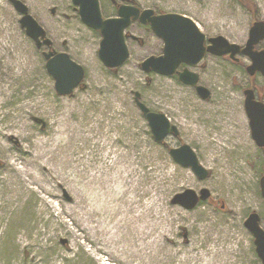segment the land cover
Wrapping results in <instances>:
<instances>
[{
	"label": "rangeland",
	"instance_id": "obj_1",
	"mask_svg": "<svg viewBox=\"0 0 264 264\" xmlns=\"http://www.w3.org/2000/svg\"><path fill=\"white\" fill-rule=\"evenodd\" d=\"M20 1L46 29L54 50L69 54L84 68L85 77L71 96L59 95L46 68L47 46H36L21 26L13 2L3 0L0 113L5 126L25 128L28 137L0 133L7 148L0 151V264H183L187 255L207 253L214 246L217 252L208 264H261L253 235L245 226L248 215L257 212L264 228L260 186L264 148L252 137L244 94L253 88L264 101V75L250 76L251 59L238 55L235 62L208 54L199 66H187L210 90L206 100L177 74L143 71L141 63L151 54L159 55L164 46L147 26L136 22L127 29L138 40L127 38L130 58L113 72L99 57L100 33L82 22L71 0ZM135 1L143 9L187 15L207 37L223 36L242 47L253 23L264 21V0ZM100 4L105 17L115 16L111 0ZM256 49L264 50V39ZM135 92L152 111L162 112L178 127L180 136H168L166 142L174 148L191 146L209 171L207 178L199 179L172 158L168 147L155 141ZM99 117L102 123L95 126ZM225 119L244 137L242 148L233 144L240 134H228L224 143L230 148H223L229 176L227 169L223 173L214 164L206 167L214 135L224 137L220 128ZM106 125L115 128L123 152L117 167L104 171L98 168L102 162L93 168L73 164L77 135L104 138ZM197 129L203 132L197 134ZM144 149L147 157L139 155ZM8 155L17 159L13 169L8 167ZM43 155L50 158V165L38 169ZM132 157L140 165L125 179ZM170 175L173 182L163 179ZM23 177L51 188L53 195L45 202L42 194L24 191ZM186 189L197 193L207 189L210 197L191 210L172 204V198ZM166 234L176 239L175 245L167 242ZM202 235L205 238L197 244Z\"/></svg>",
	"mask_w": 264,
	"mask_h": 264
},
{
	"label": "water",
	"instance_id": "obj_2",
	"mask_svg": "<svg viewBox=\"0 0 264 264\" xmlns=\"http://www.w3.org/2000/svg\"><path fill=\"white\" fill-rule=\"evenodd\" d=\"M11 1L21 14L20 24L27 35L38 48L42 45L48 47V52H43V55L47 61V71L55 79L57 93L71 96L74 89L82 84L85 77L84 68L69 54L54 50L53 42L48 37L46 29L30 14L25 3L20 0ZM71 1L82 22L102 36L99 57L114 72H117L130 57L125 30L133 22L138 21L145 25L149 24L152 31L164 41L163 54L146 58L141 64L142 69L147 73L154 71L165 76L177 74L181 82L195 87L203 99L210 98V90L199 84V74L196 72L189 68L179 71L182 64L195 67L209 53L216 56L229 55L235 60H237V55L243 54L252 61V64L247 67L250 76L256 75L257 72L264 75V50L256 49L259 42L264 39V21L253 23L249 39L242 47L231 43L223 36L207 37L199 25L184 14L156 13L153 9H141L137 5L122 4L118 10V16L106 18L102 14L99 0ZM244 93L246 96L245 109L250 121L252 137L259 147L264 148V101L256 97L252 88L246 89ZM135 102L148 120L155 141L168 147L172 158L181 166L190 168L199 179L207 178L209 171L201 165L191 146L184 143L174 148L166 142L168 136H180L178 127L172 124L165 114L154 112L143 103L139 92H135ZM260 186L264 197V174L261 176ZM209 197L210 192L207 189H202L199 194L194 190L186 189L176 194L171 203L191 210L200 201L207 200ZM245 226L254 236L256 251L264 264V229L261 226L260 215L252 212L246 219Z\"/></svg>",
	"mask_w": 264,
	"mask_h": 264
},
{
	"label": "bare ground",
	"instance_id": "obj_3",
	"mask_svg": "<svg viewBox=\"0 0 264 264\" xmlns=\"http://www.w3.org/2000/svg\"><path fill=\"white\" fill-rule=\"evenodd\" d=\"M3 10V0H0V13ZM230 96V95H229ZM90 102V101H89ZM1 115H3V113H0V133L6 135L8 132H11L14 136H16L17 138H22V139H26L28 137V135L25 133V128H19L17 126L14 125H8L5 126L3 124V119L1 118ZM95 117V116H94ZM95 126H99L100 123H102V119L99 118H95ZM186 123H188L187 121H185ZM230 124V123H229ZM182 126H184L182 124ZM99 128V127H97ZM107 132L110 133V135L108 133H106V135L104 136V138L102 136H96L97 139L93 140L91 138V135H87L86 137H82L81 133L80 135H77L78 138L76 137L74 145H72V157H74V159L72 160V163L76 165H82L86 168H93L95 167V164H97V162H102V166H98L99 169L107 171V170H113L114 168L117 167V161H118V157L120 155H123V152L120 151L119 149V138L118 136H115L113 134V132L115 131L114 127H109L108 125H106ZM191 128V127H190ZM90 132L92 131V129H89ZM199 130V129H197ZM86 131V130H85ZM84 131V133H85ZM88 131V130H87ZM201 132H203V130H199L198 132H195L197 134H200ZM220 132H223L224 137L220 136L219 134L214 135V138L212 139V142L214 143V146L212 147L213 150L210 151L212 157L211 159L206 162V167H211V164H214L215 167H218L221 172L224 173V169L226 170V173H228L229 176V172H228V166L226 165V162H224V157H225V151L229 150L230 148H227V146L224 145V143L228 142V134H230L231 136H236L238 135V139L239 142L238 143H233L235 146L242 148V146L244 145V137L241 133V131H238L237 128L232 129L229 125H227L226 119L224 124L221 125L220 128ZM113 134V135H112ZM222 134V133H220ZM209 136V135H208ZM237 137V136H236ZM84 139V140H83ZM48 143V142H46ZM45 144V142L43 143ZM18 148L20 149H24L21 145V143L17 144ZM236 147V148H237ZM223 148H226V150H223ZM6 147H5V143L0 142V151L1 152H5L6 151ZM235 149V148H234ZM134 155H136V150H134ZM216 153L218 154L217 156ZM70 155V154H69ZM139 155H143L145 157H147V149L140 151L139 150ZM96 157H98L96 159ZM9 161H8V167L10 169H13L17 166V159L11 155H8ZM134 157L131 158L128 167L124 170V172H128V174L125 176V179L131 178L133 171H138V169L135 167L136 165H140L139 162L136 161V159H133ZM42 161L39 162L37 168L39 169L40 167H47L48 164L50 163V158L46 157V155L41 156ZM217 160H220V164L217 165ZM79 163V164H77ZM50 165V164H49ZM223 168V169H222ZM27 174V172H25ZM33 178V177H32ZM34 179V178H33ZM164 180H171L172 182L175 180L174 177H172L171 175L169 177H165L163 178ZM132 181V180H131ZM229 185H232L231 181H229L228 183ZM21 187L23 186V190L26 191L27 189H32L33 192L42 194V201L47 202V200H45V198L48 195H53L52 193V189L47 187V188H43L40 187L39 184L35 183V179L33 181H31V179H28L27 177H23L21 182H20ZM21 196V195H20ZM13 201V200H12ZM11 203V202H10ZM15 203L14 201L12 202V204ZM207 228H205L206 230ZM232 237L234 239L237 238L235 232L232 233ZM205 237L202 235V237H200L197 241V244H199V241H202ZM166 240L168 243L175 245L176 244V239L173 236H169L168 234H166ZM216 244V243H215ZM202 247V246H201ZM221 249H224V246L222 244ZM232 250H235V248H232ZM216 246L214 247H210V249H208L207 253H196L195 256H190L187 255L186 257H184L182 260L183 264H208V259L209 257L211 258H215V253H216ZM224 252V250H223ZM198 258V259H197ZM207 262L204 263L203 260H206ZM210 260V259H209Z\"/></svg>",
	"mask_w": 264,
	"mask_h": 264
},
{
	"label": "flooded vegetation",
	"instance_id": "obj_4",
	"mask_svg": "<svg viewBox=\"0 0 264 264\" xmlns=\"http://www.w3.org/2000/svg\"><path fill=\"white\" fill-rule=\"evenodd\" d=\"M111 3L114 5V7H115V10H116V14H115V16H117V14H118V10H119V7H120V5H122L123 3L124 4H126V5H137V3H136V1L135 0H111ZM157 13H159V12H157ZM145 26H147V28L148 29H150L151 30V28H150V26L149 25H145ZM128 37H130V38H133L131 35H128ZM127 37V38H128ZM134 39V38H133ZM135 40H137V39H135ZM164 43V42H163ZM163 49H164V46L162 47V52L161 53H159V55L158 54H151V55H149L148 57H150V56H160V55H162L163 54ZM147 57V58H148ZM226 57H228V58H230L231 60H233V61H235V62H238L239 61V59H237V60H235V59H232L229 55H227ZM197 66H199V65H197ZM197 66H195V67H197ZM186 67V66H185ZM185 67L183 68V69H185ZM195 67H193V68H195ZM147 74H158V73H156V72H154V71H151V72H149V73H147ZM253 89V88H252ZM254 90V89H253ZM255 91V90H254ZM255 94H256V91H255ZM256 97L258 98V96H257V94H256ZM260 263L261 264H263V260L260 258Z\"/></svg>",
	"mask_w": 264,
	"mask_h": 264
}]
</instances>
